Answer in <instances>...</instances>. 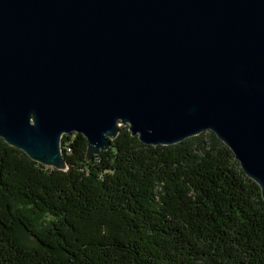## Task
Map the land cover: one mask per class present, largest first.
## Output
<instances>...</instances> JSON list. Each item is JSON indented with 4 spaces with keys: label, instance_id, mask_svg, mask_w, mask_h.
Returning a JSON list of instances; mask_svg holds the SVG:
<instances>
[{
    "label": "water",
    "instance_id": "water-1",
    "mask_svg": "<svg viewBox=\"0 0 264 264\" xmlns=\"http://www.w3.org/2000/svg\"><path fill=\"white\" fill-rule=\"evenodd\" d=\"M211 130L264 198V0H0V137L58 170Z\"/></svg>",
    "mask_w": 264,
    "mask_h": 264
},
{
    "label": "trees",
    "instance_id": "trees-1",
    "mask_svg": "<svg viewBox=\"0 0 264 264\" xmlns=\"http://www.w3.org/2000/svg\"><path fill=\"white\" fill-rule=\"evenodd\" d=\"M58 170L0 137V264H264V198L211 130L148 145L121 125ZM32 238L33 243L26 240Z\"/></svg>",
    "mask_w": 264,
    "mask_h": 264
},
{
    "label": "rangeland",
    "instance_id": "rangeland-1",
    "mask_svg": "<svg viewBox=\"0 0 264 264\" xmlns=\"http://www.w3.org/2000/svg\"><path fill=\"white\" fill-rule=\"evenodd\" d=\"M26 242L32 244L33 240H32V238H29L28 240H26Z\"/></svg>",
    "mask_w": 264,
    "mask_h": 264
}]
</instances>
